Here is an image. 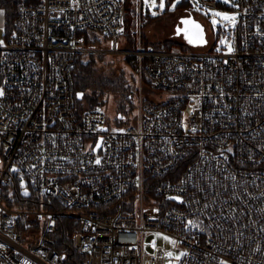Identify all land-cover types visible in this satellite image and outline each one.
<instances>
[{
	"label": "built area",
	"instance_id": "1",
	"mask_svg": "<svg viewBox=\"0 0 264 264\" xmlns=\"http://www.w3.org/2000/svg\"><path fill=\"white\" fill-rule=\"evenodd\" d=\"M237 4L230 53L122 47L125 0H18L0 44V264H64L52 234L74 208L89 264H264V0ZM92 53L138 57L134 125L77 106ZM7 187L64 208L10 205Z\"/></svg>",
	"mask_w": 264,
	"mask_h": 264
},
{
	"label": "trees",
	"instance_id": "2",
	"mask_svg": "<svg viewBox=\"0 0 264 264\" xmlns=\"http://www.w3.org/2000/svg\"><path fill=\"white\" fill-rule=\"evenodd\" d=\"M18 0H0V7L4 9L6 15V34L11 32L16 26L18 17ZM191 0H182L178 3V8L189 7ZM219 6L226 11H231L229 5L219 2ZM125 7L128 12L125 18V36L127 46L129 48H137V36L133 30L135 27V9L131 0H125ZM160 14L150 15L151 17ZM214 35V34H213ZM216 39V38H215ZM145 46H151L146 39ZM175 43L166 40L163 43H156V48H171ZM216 44V43H215ZM105 54H80L76 64L73 67V77L75 85L76 100L88 97L91 107H103L106 96L113 95L119 102V107L123 113L126 110L127 103L133 102L132 88L138 80V57L134 55L124 56L125 61L133 69V73L128 75L124 70L116 72L103 70L101 67L107 66ZM102 64V65H100ZM79 92H83V96H78ZM5 201L14 206L20 207H37V208H64L62 204L54 199L53 203L49 200L53 199L49 196H41L35 192L23 194L17 187H7L4 193ZM56 200V202H55ZM101 209V208H99ZM83 209H73L72 215L61 216L58 220V227L52 237L55 241L57 249L64 256V264H89V254L82 252L75 244V233L79 228L78 213Z\"/></svg>",
	"mask_w": 264,
	"mask_h": 264
},
{
	"label": "rangeland",
	"instance_id": "3",
	"mask_svg": "<svg viewBox=\"0 0 264 264\" xmlns=\"http://www.w3.org/2000/svg\"><path fill=\"white\" fill-rule=\"evenodd\" d=\"M133 8L135 9V27L133 28L137 36V44H143L145 46V40L147 39L151 46L156 43H163L166 40H171L175 44L172 47H181L188 49H201L206 48L211 43L212 39L216 41L215 48L225 49L228 51L229 45L233 48L234 43V24L231 21H224L220 16H214L212 13L220 12L229 15H235L236 7L238 6L237 0H220L222 3L229 5L233 10L226 11L222 7H211L203 4L202 2L191 1L189 7L178 8V3L182 0H163L164 8H160L161 0H131ZM175 5V7H173ZM1 8V7H0ZM126 8V15H127ZM160 14L159 16L151 17L153 15ZM218 18L220 21L214 27L212 20ZM189 20L194 21L195 24L200 25L197 29L195 24H185L182 21ZM185 25L186 28L194 35L191 41H187L183 34L177 33L178 26ZM6 34V15L0 16V41L2 43L5 40ZM214 34V35H213ZM216 38V39H215ZM121 46L127 45V39L124 34H121ZM223 41V43H222ZM1 44V43H0ZM148 47V46H146ZM107 66L101 67L103 70L116 72L124 71L130 75L134 71L131 66L125 61L124 56H116L113 54L106 55ZM102 65V64H100ZM123 67V68H122ZM106 68V69H105ZM139 74L137 83L133 85L132 92L138 88ZM144 88L146 89L145 82ZM136 97H133V102L127 103L126 110H124V118L121 120L129 121L127 125H134L137 120V106L135 105ZM76 104L80 109L91 108V103L88 97H84L81 100H76ZM102 109L105 111L107 118L110 119L113 125H116L120 119L119 102L113 95H107L106 101L103 104ZM5 145L0 138V171L4 167L3 161V149ZM153 237H157L159 242L166 248L170 247V238L163 234L154 233Z\"/></svg>",
	"mask_w": 264,
	"mask_h": 264
},
{
	"label": "snow or ice",
	"instance_id": "4",
	"mask_svg": "<svg viewBox=\"0 0 264 264\" xmlns=\"http://www.w3.org/2000/svg\"><path fill=\"white\" fill-rule=\"evenodd\" d=\"M225 2H227V0H225ZM173 7H175V5H173ZM160 8H161V9L164 8L163 0H161ZM212 14H213L214 16H220V17H222V19H223L224 21H231L233 24H235V21H236V16H235V15H229V14H226V13H220V12H215V13H212ZM3 15H4V9L0 8V16H3ZM153 15H155V13H153ZM182 22L185 23V24H189V23H193V24H195L194 21H189V20H184V21H182ZM212 24H213V26L215 27L216 24H217V21H216L215 19H213V20H212ZM195 27H196L197 29H199V28H200V25L195 24ZM0 43H2V41H0ZM222 43H223V41H222ZM228 51H229L230 53L233 51V48H232L231 45H229V47H228ZM3 95H4V91H3L2 89H0V96H3ZM194 130H195V129H193V131H194ZM227 150H228L229 152H231V151H232V148L229 147ZM96 163L99 164V163H100V160L97 159V160H96ZM174 199H177V198H174ZM0 247H3V245H0ZM168 255H171V253H168ZM182 255H183V254H182ZM222 264H227V262H222Z\"/></svg>",
	"mask_w": 264,
	"mask_h": 264
},
{
	"label": "water",
	"instance_id": "5",
	"mask_svg": "<svg viewBox=\"0 0 264 264\" xmlns=\"http://www.w3.org/2000/svg\"><path fill=\"white\" fill-rule=\"evenodd\" d=\"M216 21H217V23H219V19L218 18H216L215 19ZM122 33H124L125 32V27H123L122 28ZM177 33L178 34H180V33H184V37H185V39L187 40V41H191L192 40V38H193V34L191 33V31H189L187 28H186V26L185 25H183V26H178V28H177ZM78 96L81 98L82 96H83V92H79L78 93ZM175 197V196H174ZM178 199H180V198H178Z\"/></svg>",
	"mask_w": 264,
	"mask_h": 264
},
{
	"label": "flooded vegetation",
	"instance_id": "6",
	"mask_svg": "<svg viewBox=\"0 0 264 264\" xmlns=\"http://www.w3.org/2000/svg\"><path fill=\"white\" fill-rule=\"evenodd\" d=\"M183 34V36H184V33H182ZM185 38V37H184Z\"/></svg>",
	"mask_w": 264,
	"mask_h": 264
}]
</instances>
